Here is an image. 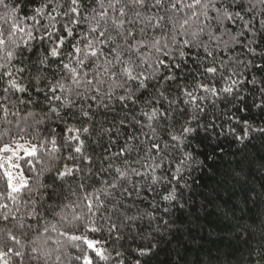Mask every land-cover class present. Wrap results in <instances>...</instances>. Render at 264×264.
<instances>
[{
    "label": "snow or ice",
    "instance_id": "snow-or-ice-1",
    "mask_svg": "<svg viewBox=\"0 0 264 264\" xmlns=\"http://www.w3.org/2000/svg\"><path fill=\"white\" fill-rule=\"evenodd\" d=\"M0 264H264V0H0Z\"/></svg>",
    "mask_w": 264,
    "mask_h": 264
}]
</instances>
